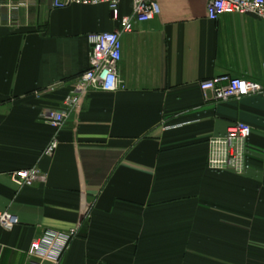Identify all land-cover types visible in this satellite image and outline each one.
Wrapping results in <instances>:
<instances>
[{
	"label": "crops",
	"instance_id": "0c3cea01",
	"mask_svg": "<svg viewBox=\"0 0 264 264\" xmlns=\"http://www.w3.org/2000/svg\"><path fill=\"white\" fill-rule=\"evenodd\" d=\"M52 1L0 0V212L20 221L0 229V264L77 227L62 264H264V95L216 102L200 88L223 75L264 85V22L159 0L122 35V88L90 93L56 131L45 114L90 68L88 37L119 24L107 5ZM237 122L252 128L247 172L210 171L209 141ZM32 168L46 183L17 188L12 173Z\"/></svg>",
	"mask_w": 264,
	"mask_h": 264
},
{
	"label": "built area",
	"instance_id": "2783aa9c",
	"mask_svg": "<svg viewBox=\"0 0 264 264\" xmlns=\"http://www.w3.org/2000/svg\"><path fill=\"white\" fill-rule=\"evenodd\" d=\"M129 1L131 14L122 16L121 4ZM107 5L119 30L93 34L88 37L91 45L90 68L82 73L75 85V92L66 98L64 111H50L45 119L56 131L61 130L70 113L94 91L114 93L121 87L118 67L122 59V35L134 31L136 24L153 21L161 14L159 0H53L52 7ZM208 19L217 21L225 15L253 16L264 22V0H207ZM264 71V67H263ZM204 94L211 93L216 102L240 100L249 95H264V85L230 76H218L200 84ZM252 128L242 122L230 126L222 136L209 141L208 169L215 173L232 172L244 175L248 170L249 140ZM59 146L57 138L45 148L44 157H53ZM11 179L19 189L45 184L47 177L38 168L12 173ZM20 221L10 212H0V229L13 231ZM80 227L67 232L45 231L36 238L28 252L27 264H62L63 258L79 237Z\"/></svg>",
	"mask_w": 264,
	"mask_h": 264
}]
</instances>
